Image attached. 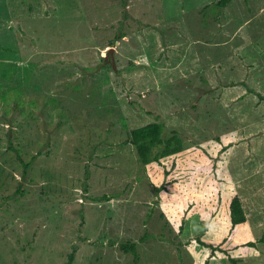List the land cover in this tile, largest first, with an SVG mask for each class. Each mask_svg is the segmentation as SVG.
<instances>
[{
  "label": "rangeland",
  "instance_id": "1",
  "mask_svg": "<svg viewBox=\"0 0 264 264\" xmlns=\"http://www.w3.org/2000/svg\"><path fill=\"white\" fill-rule=\"evenodd\" d=\"M217 1L0 0V264H264V0Z\"/></svg>",
  "mask_w": 264,
  "mask_h": 264
},
{
  "label": "trees",
  "instance_id": "2",
  "mask_svg": "<svg viewBox=\"0 0 264 264\" xmlns=\"http://www.w3.org/2000/svg\"><path fill=\"white\" fill-rule=\"evenodd\" d=\"M230 0H218V6H225ZM264 100L263 95H259ZM134 144L139 158L143 163L159 161L160 158L180 152L183 148V141L179 134L173 131L170 135L163 136V123L152 121L130 130V140ZM30 166V162H24V168ZM105 198L111 196L105 195ZM230 219L232 224L246 221V214L239 196L235 195L230 201ZM120 248L125 252H131L135 264H139V254L136 243L125 241L120 243ZM70 254L69 261L72 259ZM205 264H208L206 261Z\"/></svg>",
  "mask_w": 264,
  "mask_h": 264
},
{
  "label": "water",
  "instance_id": "3",
  "mask_svg": "<svg viewBox=\"0 0 264 264\" xmlns=\"http://www.w3.org/2000/svg\"><path fill=\"white\" fill-rule=\"evenodd\" d=\"M113 52H114V47L113 46H110L108 52H106V55H108V53H110L111 54V57L113 58ZM105 59H106V57H105Z\"/></svg>",
  "mask_w": 264,
  "mask_h": 264
}]
</instances>
